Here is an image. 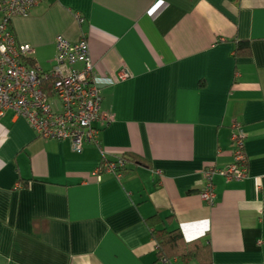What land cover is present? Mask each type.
<instances>
[{
	"label": "crops",
	"instance_id": "1",
	"mask_svg": "<svg viewBox=\"0 0 264 264\" xmlns=\"http://www.w3.org/2000/svg\"><path fill=\"white\" fill-rule=\"evenodd\" d=\"M10 29L42 71L57 37L84 36L97 75L128 76L101 89L102 153L0 117V264H156L154 215L208 245L212 264H264V0H41ZM233 121L247 176L215 175L210 206L203 170L232 162ZM102 154L125 156L124 171L95 174Z\"/></svg>",
	"mask_w": 264,
	"mask_h": 264
},
{
	"label": "built area",
	"instance_id": "2",
	"mask_svg": "<svg viewBox=\"0 0 264 264\" xmlns=\"http://www.w3.org/2000/svg\"><path fill=\"white\" fill-rule=\"evenodd\" d=\"M41 0H0V117L12 110L27 120L36 136L42 139H69L73 149L80 151L86 144H97L103 85H110L128 76L126 71L97 75L88 40L81 36L70 42L64 37L55 41L54 64L49 71L26 64L33 50L28 44H17L10 29L15 16H26ZM82 22L80 15L76 16ZM110 118V117H109ZM233 160L226 167L207 165L203 170L200 197L207 205L215 203L213 177L226 180L247 176L244 153L245 133L241 123H231ZM126 166L124 157L103 156L95 174L119 176ZM177 258H161L158 264L175 263Z\"/></svg>",
	"mask_w": 264,
	"mask_h": 264
},
{
	"label": "trees",
	"instance_id": "3",
	"mask_svg": "<svg viewBox=\"0 0 264 264\" xmlns=\"http://www.w3.org/2000/svg\"><path fill=\"white\" fill-rule=\"evenodd\" d=\"M250 54L249 44L247 41H239L236 43L234 49L235 57H244ZM26 64L34 65L31 58H24ZM124 157L126 164L127 159ZM131 159L139 163L137 157L132 156ZM126 167V166H125ZM125 167L122 169L124 171ZM171 216L162 219L158 215L149 218L150 224L153 229L151 235L156 244V264L159 263L161 258L173 259L178 257L183 262L197 261L199 264H212V254L208 245L202 243L199 239L186 241L179 228L167 229L166 227L155 229L158 222H171Z\"/></svg>",
	"mask_w": 264,
	"mask_h": 264
}]
</instances>
